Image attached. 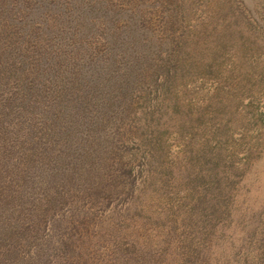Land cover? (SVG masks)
<instances>
[{
	"label": "rangeland",
	"instance_id": "obj_1",
	"mask_svg": "<svg viewBox=\"0 0 264 264\" xmlns=\"http://www.w3.org/2000/svg\"><path fill=\"white\" fill-rule=\"evenodd\" d=\"M1 55L0 254L264 264V0H0Z\"/></svg>",
	"mask_w": 264,
	"mask_h": 264
},
{
	"label": "trees",
	"instance_id": "obj_2",
	"mask_svg": "<svg viewBox=\"0 0 264 264\" xmlns=\"http://www.w3.org/2000/svg\"><path fill=\"white\" fill-rule=\"evenodd\" d=\"M0 58H3V56L1 55ZM3 66H4V63H2ZM109 67V65H107ZM7 69H6V72H7V76L5 77L6 81L7 82H10L14 77H18L17 75V67L15 68V72H13L12 70V67H10L8 65V62L6 63V66H5ZM11 71L13 73H11ZM108 73V71H107ZM107 73L105 74V77H107ZM170 80L169 81H166V82H171L172 79L171 77L169 76ZM132 81H126L124 83H122L123 85L118 87V84H114L113 86V90H119V92H121V94H118V96L116 97H110L111 99L108 100V102H110V109L108 108L109 112L105 114V118L103 119L105 122L108 121L109 123H111V119L114 118V121L116 122V125L117 127L119 126L120 122L122 124H125L126 122H132V121H135L137 120L140 124V127L144 130H149L151 128V126H156L158 124V122L161 120V118H163L164 116H166L168 119H173L176 117V115L173 113H167V112H158L157 110L155 111H151L149 113H141V114H138L135 112V107H134V99H133V96H132V89H133V86L134 84L131 83ZM95 86V85H93ZM90 87V90L91 89H94V91L97 90L96 87ZM98 86V85H97ZM27 87H30L27 86ZM171 87V84H168L166 88H170ZM93 91V92H94ZM31 92V90H30ZM89 93V97L92 99L93 97H95V94L94 93ZM81 100H84L86 101L85 99H81ZM134 101V102H133ZM141 105H143V100L141 99ZM85 105H86V102H84ZM10 104L12 103H9L8 106H10ZM151 104H152V101H151ZM180 104V102H179ZM179 104H175V105H179ZM154 106V105H153ZM31 108V107H30ZM150 110V109H149ZM110 114V115H108ZM177 114H179V116L182 118V120L184 119L181 127L187 122L188 120V114L183 112V111H177ZM188 124V123H186ZM180 127V128H181ZM132 133V132H130ZM129 133V134H130ZM131 217V216H130ZM20 223H15V225H18ZM21 226V225H20ZM5 227H3L2 225V222H0V229H3ZM23 231H25V229H21L19 230L20 233H22ZM1 236H4V233H1ZM6 240L5 238H1L0 239V247H1V250L8 244L6 243ZM132 246H134L135 248V244H136V241H132L131 242ZM76 244L75 242H71L69 244H62V245H59L55 251L58 252L60 251L61 249L64 250V251H68V252H72V250L75 248ZM15 247L14 248H10L8 249L5 253H1L0 254V264H13V263H16L17 261V258L16 256H14L13 254V251H14ZM3 252V250H2ZM36 254L37 256H40V253L36 251ZM17 255V254H16ZM134 256H130L129 258L125 259V261H128V262H137L139 261L140 264H153V259L152 258H148V257H145L143 255H140L138 256L135 260H134ZM133 260V261H132ZM42 261V263L44 264L45 262H47L46 260L42 259L40 260ZM39 264V263H37ZM79 264V263H77ZM84 264H90L88 261H86Z\"/></svg>",
	"mask_w": 264,
	"mask_h": 264
}]
</instances>
